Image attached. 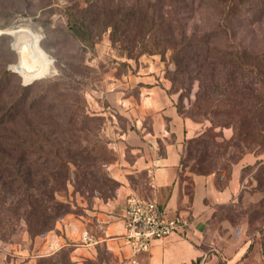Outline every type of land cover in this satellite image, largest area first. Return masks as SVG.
Segmentation results:
<instances>
[{
    "label": "rangeland",
    "instance_id": "obj_1",
    "mask_svg": "<svg viewBox=\"0 0 264 264\" xmlns=\"http://www.w3.org/2000/svg\"><path fill=\"white\" fill-rule=\"evenodd\" d=\"M46 1L0 0V81L31 86L30 98L43 99L49 93L46 101L55 100V106L40 111L39 128L49 131L54 124L60 129L74 125L87 134L83 145L101 150L99 171L114 180L111 184L102 179L92 192L84 186L76 190L69 183L58 198L71 204L70 213L87 216L91 211L85 209L99 210V205L114 200L120 182L112 177L110 167L121 156V133L136 124L132 112L133 108L140 111V87L160 85L173 96L178 112L197 123V135L185 151L190 169L228 173L245 155L258 158L244 167L242 188L234 200L216 207L209 230L213 245L205 264H264V133L246 126L245 141L236 144L237 126L232 120L254 110L242 109L236 101L264 102V0H197L195 7L182 5L188 34L200 43V53L185 51L179 59L181 72L172 50L128 57L113 45L110 31L94 47L81 44L68 30L63 13L70 0H52L43 6ZM4 18L16 22L4 27ZM24 39L36 41L42 53L33 65L24 63L23 51L16 46ZM233 55L238 58L231 60ZM13 89L8 91L10 99L17 94ZM65 105H71L72 111ZM131 156L127 148L126 157ZM130 178L136 188L140 183L138 193L147 194L143 173ZM35 237L20 230L11 240L0 239V264H23L24 248L32 250ZM62 248L54 262L72 264L73 246ZM46 256H36V264ZM88 262L113 264L114 257L100 246L96 259Z\"/></svg>",
    "mask_w": 264,
    "mask_h": 264
},
{
    "label": "trees",
    "instance_id": "obj_2",
    "mask_svg": "<svg viewBox=\"0 0 264 264\" xmlns=\"http://www.w3.org/2000/svg\"><path fill=\"white\" fill-rule=\"evenodd\" d=\"M196 3L197 0H70L63 13L68 30L81 44L94 47L102 34L110 31L113 45L128 57L172 50V60L181 72L179 59L183 53L188 50L200 53V43L188 34L181 13L182 5L189 4L190 8ZM51 4L52 0H47L43 6ZM3 20L4 27L16 22L13 18ZM234 57L238 58L233 55L231 60ZM30 88L0 81V239L3 241L11 240L20 230L33 238L55 229L57 221L71 212V204L58 198L69 183L76 190L84 186L92 192L102 179L111 184L114 180L100 173L101 150L96 145L82 144L88 137L82 135L81 129L74 125L60 129L57 124L49 131L39 128L40 111L46 106L53 108L55 100L46 101L49 93L43 99L30 98L27 94ZM11 89L17 90L12 99L8 94ZM235 104L254 110L244 112L238 120L232 118L237 126L234 142L245 141L246 126L264 133V102L241 100ZM65 107L73 109L71 105ZM88 158L90 161L86 163ZM64 250L43 257L40 264H61L54 259Z\"/></svg>",
    "mask_w": 264,
    "mask_h": 264
},
{
    "label": "crops",
    "instance_id": "obj_3",
    "mask_svg": "<svg viewBox=\"0 0 264 264\" xmlns=\"http://www.w3.org/2000/svg\"><path fill=\"white\" fill-rule=\"evenodd\" d=\"M138 107L139 112L135 108L132 112L136 124L121 133V156L111 163V175L120 182L114 200L99 205V210L85 209L91 211L87 216L69 213L62 217L54 230L35 237L32 250L24 248L23 264H36V256L50 255L66 245L73 246L74 264H95L88 261L96 259L100 246L113 255V264H200L208 255L213 245L210 221L216 207L234 200L242 188L244 167L258 158L247 154L228 173L197 166L190 169L185 165V151L197 135V123L178 112L173 96L160 85H142ZM127 148L131 159L126 157ZM139 173L145 175L147 194L142 195L154 198L169 215L187 211L191 224L186 232L156 240L151 250L133 263L130 248L122 238L120 215L129 194L140 190V183L136 188L130 180V175ZM86 233L97 242H86Z\"/></svg>",
    "mask_w": 264,
    "mask_h": 264
},
{
    "label": "built area",
    "instance_id": "obj_4",
    "mask_svg": "<svg viewBox=\"0 0 264 264\" xmlns=\"http://www.w3.org/2000/svg\"><path fill=\"white\" fill-rule=\"evenodd\" d=\"M120 220L124 227L122 238L130 248L133 263L138 261L141 254L149 252L156 240L186 232L191 224V216L187 211L179 210L176 214L169 215L154 198L136 191L129 194ZM84 240L97 242L89 233L84 235ZM206 258L207 254L200 264Z\"/></svg>",
    "mask_w": 264,
    "mask_h": 264
},
{
    "label": "bare ground",
    "instance_id": "obj_5",
    "mask_svg": "<svg viewBox=\"0 0 264 264\" xmlns=\"http://www.w3.org/2000/svg\"><path fill=\"white\" fill-rule=\"evenodd\" d=\"M38 43H36V41L34 40H23L22 42L17 43V48L19 49V51H23L24 54V60H25V64H30L33 65L34 63H36V61L38 60L39 57L42 56V53L37 45ZM22 65V64H20ZM22 72L26 73L27 69L26 67L23 66H17Z\"/></svg>",
    "mask_w": 264,
    "mask_h": 264
}]
</instances>
